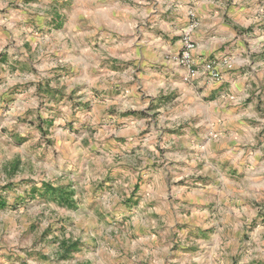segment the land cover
<instances>
[{
  "label": "crops",
  "instance_id": "obj_1",
  "mask_svg": "<svg viewBox=\"0 0 264 264\" xmlns=\"http://www.w3.org/2000/svg\"><path fill=\"white\" fill-rule=\"evenodd\" d=\"M10 1L0 0V138L7 142L0 163H7L6 170H10L17 140L22 154L37 141L40 130H46L47 138V145L41 147L38 142L36 157L30 158L42 172L38 181L25 182L29 189L24 194L43 201L50 198L67 211L77 209L79 190L69 181L73 172L68 168L78 154L86 157L81 164L94 170L85 182L89 217H95L102 204L105 207L107 196H116L112 185L124 184L129 170L132 175H138L141 168L148 172L151 199L160 192V183L175 177L189 183V177L195 176L191 181L199 187L185 190L183 198L197 202L199 221L193 222L201 231L215 228V235L204 239V244L218 242L225 229L238 235L243 220L256 215L255 204L264 201V104L258 111L251 94L254 77L264 76V0H68L64 8L55 0H29L11 8ZM190 15L196 19L190 33L196 44L194 56L224 54L227 46L221 50L222 44L235 45L232 70L226 72L220 88L203 81L195 86L183 83L181 69L165 54L171 51L169 40L155 33L158 26L165 27L170 37V25L183 28ZM57 19L60 23L55 28ZM144 20L151 30L141 33L137 27ZM92 38L99 40L100 50L87 47ZM175 43L180 47V39ZM92 92L99 93L100 100L92 101ZM76 93H80L77 99ZM208 94L212 95L209 111L217 108V116L204 113L203 98ZM171 99L178 111L170 108L167 117H154L148 126L147 117L130 114L144 104L154 106ZM76 100H89L91 106L78 111L83 117H72ZM40 101L55 108L40 110L43 117H30ZM35 120L32 126L29 121ZM76 124L84 128L78 136L72 130ZM59 134L65 138L58 139ZM57 144L63 150L55 154ZM159 149L165 155L160 166L165 173L162 181L155 172ZM113 169L118 178L111 179L107 173ZM133 179L140 184L138 178L129 177L130 185ZM66 196L74 206L61 202ZM149 238L145 236L143 244L140 238L131 240L129 245L82 243L78 238L75 249L65 254L60 244L54 256L39 248L1 243L0 264L200 262L195 257L180 258L179 250L173 257L165 242L160 247L154 236L152 243ZM145 246L155 249L149 257Z\"/></svg>",
  "mask_w": 264,
  "mask_h": 264
},
{
  "label": "rangeland",
  "instance_id": "obj_2",
  "mask_svg": "<svg viewBox=\"0 0 264 264\" xmlns=\"http://www.w3.org/2000/svg\"><path fill=\"white\" fill-rule=\"evenodd\" d=\"M28 1L29 0H11L9 2V7L17 8L20 4ZM55 3L59 5L60 8H64L68 0H55ZM0 12H3V9H1ZM189 17L188 23L183 28L174 23L170 25L169 28H171L172 31L170 32V37L166 35L169 32H167L165 27L158 26L157 29H155V33L158 35L164 34L166 40H169L171 51L165 54L172 64L181 69V80L183 83L195 86L197 81H203L214 85L215 88H220L224 83L226 72L231 71L232 68L227 69L220 66L222 78L220 81H211L206 78L207 75L205 73L204 64L212 60L219 65L224 59L232 64V51L235 45H231L230 42L224 43L221 45V50L224 49V46H227L226 53H212L206 57H196L193 51L194 66L198 71V75L194 79H185V69L176 63L180 47L177 48L175 42L179 39L181 41L188 29L190 34L195 28V17L192 15ZM57 20L58 22L55 24V28L59 27L58 24L60 20ZM36 28L37 26L32 30H36ZM137 30L141 31V33L151 30L149 21L144 20V23H141L137 27ZM97 41L99 40L92 38L90 41L86 42L88 43L87 47L93 51L100 50ZM159 67H161V65H159ZM254 79L255 81L252 83L253 89L251 94H253L254 100L256 101L255 104H257V109L259 111L260 105L262 106L264 104V76L256 75ZM193 90L199 91L197 88ZM79 95L80 93H76L75 99H77ZM211 97L212 95L208 94L203 98L204 113H209V117L214 116L212 115L213 113L217 116L218 112L217 108H213L211 112L209 111L208 101H211ZM90 99L92 101L100 100L99 93L92 92ZM43 103V101L38 102L35 114H31L30 117H43L40 110H53V108H55L51 104L44 105ZM175 103L176 101L173 99L162 102L161 104L157 102L154 106H150L151 104L147 103L141 108L131 110L130 114L133 116L137 114V117H147L145 125L148 126L154 117H163V115L167 117L170 108H175L172 112H177L179 106L174 107ZM75 104L76 107L74 105L71 107L72 117H83L81 114L78 115V111L87 108L88 105V107L91 106L89 100L84 103L76 100ZM112 110L115 111L116 109L112 108L111 111ZM54 113L53 117H55ZM119 115L122 116V114ZM148 117H150V119ZM36 121L37 120H35V122L29 121V123L33 126ZM156 124L157 126L159 124L157 120ZM160 128L162 129L163 127ZM79 129H84L83 125L80 126L76 124V126L72 128L75 136L79 135ZM40 131L41 134L39 133L40 136L36 141L37 143L35 142L25 148L26 153L23 152L21 154L18 150L20 140L13 143L17 147V152L15 153L16 156H12L13 161L9 165V171L6 170L8 164L6 163L5 165L1 160L0 244L12 243L10 247H15L17 245L23 247L26 245L34 249L39 248L41 252L46 251L54 256L56 247L60 245L62 241L68 242L73 240V237L77 238L73 240V242L76 241L77 243H80L78 238H81L82 243L87 241L110 244L122 242L125 245H129L131 240L137 238H140V243L143 244L145 236L146 240L147 236H149V242L152 243L154 240L151 241V238L154 236L155 242L157 244L159 243L160 247L164 244L168 245L169 250L173 252V257L176 256L175 253L179 250L180 252L177 254L180 258H182V256L195 257L200 261L199 264H264V201H258L255 204L257 206L255 209L256 215L243 220L242 228H240L238 235L233 233L231 228L228 230L225 229L224 231L222 230L218 242H213L212 244L211 241L210 244L208 243V246L204 244L203 240L207 239L208 241L210 237H213V235H215V232H213L215 228L213 226H207L208 228H204V230L201 231L199 224L195 225L193 222V220L199 221V219L196 218L200 210L196 205L197 202H191L188 198H183L185 196V190L193 191L195 188L199 187L197 184L193 183L195 180L191 181L195 176L189 177L191 178L188 181L189 183H185V179H177L176 177L167 184L160 183L159 186H157V188L161 189L160 192L154 199H151L147 196V191L151 188L150 183L147 181L149 178L148 172L141 168L138 171V175H132V171L129 170V173L123 180L124 184L112 185L116 196H107L104 201L105 207H103L102 204L101 211L97 212L95 217H89L86 212L89 207V202L87 201L88 194L85 182L88 175L93 173L94 170H92V172L88 171L91 169L90 165L86 167L85 164H81V161H85L86 157L84 155L79 156L78 154L76 162L71 164L68 168L70 173L73 172V177L70 178L69 181L75 184L79 190L77 209L74 208V210H72L73 208H71L67 211L64 210L63 207H60V205L56 206L50 198L48 201H43L37 197L34 198L28 194H24L26 190L28 191L29 189L25 188V182H30L31 180L34 182L38 181L37 177L42 172L37 171L38 168L35 161L32 162L30 160L32 155L36 157L35 148L38 147V142L41 147L47 145V138H44L46 130L43 129ZM70 133H72V131ZM63 138L65 137L62 134L58 135V139L61 140ZM74 140L77 141L78 138L75 137ZM84 140H86V138ZM85 142L83 141L84 145L86 144ZM6 144L7 142H5V139L0 138V155L4 154V146ZM57 147L58 149L55 151V154L56 152L61 153L63 150L61 144H57ZM79 149L80 147H77V152ZM20 156L23 157V160H20ZM41 156L43 157L44 155ZM164 156L161 149H159V152L156 154L157 169L155 172L157 173L156 177L161 181L165 176L164 170L160 167L161 162L165 158ZM26 160L28 161L26 162ZM40 169H42V165H40ZM107 173L111 175V179H113L114 176L118 178V173L117 171L115 173L114 169L109 170ZM122 173L123 172H121V174ZM96 174L103 176L99 173ZM172 175H174V173ZM129 177L138 178L140 184H134L135 181L133 179V184L130 185ZM200 178L206 180L209 177H197V179ZM59 179L60 177H57V180ZM4 181L5 183H3ZM144 183L149 185L146 186ZM109 186V184L105 185L106 188ZM175 189L176 192H173ZM165 190L167 191L164 195ZM179 193H182V197L179 196ZM69 206L71 207L74 205L69 204ZM71 211H74V215L71 214ZM205 221H207V219ZM90 231L92 235H90V233L88 234ZM256 236L257 238H255ZM146 240L145 242L147 243L148 240ZM145 247L149 250L146 251L149 252L147 254V257H149L151 255L150 253H153L155 249L153 247ZM212 247L214 248L212 249ZM7 250H10V248ZM156 250L157 256L160 255L162 257L163 253L160 252L161 250Z\"/></svg>",
  "mask_w": 264,
  "mask_h": 264
},
{
  "label": "built area",
  "instance_id": "obj_3",
  "mask_svg": "<svg viewBox=\"0 0 264 264\" xmlns=\"http://www.w3.org/2000/svg\"><path fill=\"white\" fill-rule=\"evenodd\" d=\"M194 49L195 43L191 38L188 29L181 39L179 54L176 58V63L185 69V79H194L198 75V71L194 66L193 60ZM220 66L229 69L232 64L225 59L219 65L212 60L205 62L204 69L207 75L206 78L211 81H220L222 78Z\"/></svg>",
  "mask_w": 264,
  "mask_h": 264
},
{
  "label": "trees",
  "instance_id": "obj_4",
  "mask_svg": "<svg viewBox=\"0 0 264 264\" xmlns=\"http://www.w3.org/2000/svg\"><path fill=\"white\" fill-rule=\"evenodd\" d=\"M66 199H65V201H61L62 203H65V204H70V202H69V200H68V197L66 196L65 197ZM68 243L69 244H67V242L66 241H62L61 242V245H62V247L64 246V250H65V254L68 252V251H70V250H72V249H75L76 248V246H77V242L75 241V242H70V241H68ZM67 244V245H66Z\"/></svg>",
  "mask_w": 264,
  "mask_h": 264
}]
</instances>
